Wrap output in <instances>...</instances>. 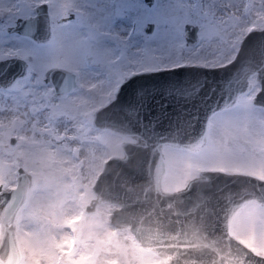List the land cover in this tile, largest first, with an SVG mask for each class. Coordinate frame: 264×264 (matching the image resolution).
Here are the masks:
<instances>
[{"label":"rangeland","instance_id":"1","mask_svg":"<svg viewBox=\"0 0 264 264\" xmlns=\"http://www.w3.org/2000/svg\"><path fill=\"white\" fill-rule=\"evenodd\" d=\"M38 1L0 0V58L27 62L24 75L0 88V186L14 185L18 166L30 177L14 222L16 264H164L129 229L110 224L108 202L85 210L103 161L120 155L119 142L129 138L96 127L92 111L133 72L229 60L244 32L264 25V0H45L48 41L6 30ZM146 21L153 22L149 32ZM184 22L197 26L194 43L184 39ZM53 66L73 71L78 87L53 92L44 80ZM251 80L236 105L209 117L198 150L162 146V188L182 187L203 168L264 177V108L251 101L258 88ZM230 232L264 255V205L245 202Z\"/></svg>","mask_w":264,"mask_h":264},{"label":"water","instance_id":"2","mask_svg":"<svg viewBox=\"0 0 264 264\" xmlns=\"http://www.w3.org/2000/svg\"><path fill=\"white\" fill-rule=\"evenodd\" d=\"M32 11L17 17L6 30L44 43L51 36L47 2H36ZM152 26L146 22L145 31ZM183 36L194 43L196 24L185 22ZM26 71L23 58H0V88H7ZM252 76L258 88L251 101L264 108V25L247 29L233 56L223 63H177L123 78L113 97L92 111V123L129 138L119 142L120 155L103 161L85 210L108 202L110 224L129 229L164 264H264V255L230 232L231 220L245 202L264 205V177L203 168L182 187L166 190L161 185L166 167L162 146L198 150L206 140L209 117L235 105L252 88ZM44 80L55 93L78 87L75 73L57 66L46 70ZM29 182V174L18 166L14 185L0 186L3 264H16L21 257L14 222Z\"/></svg>","mask_w":264,"mask_h":264},{"label":"flooded vegetation","instance_id":"3","mask_svg":"<svg viewBox=\"0 0 264 264\" xmlns=\"http://www.w3.org/2000/svg\"><path fill=\"white\" fill-rule=\"evenodd\" d=\"M146 22H148V21H146ZM152 22V21H151ZM153 23V22H152ZM185 23V22H184ZM184 25V24H183ZM153 27V26H152ZM151 31V30H150ZM182 34H183V29H182ZM242 37V36H241ZM241 39V38H240ZM240 41V40H239ZM239 43V42H238ZM237 46H238V44H237ZM237 48V47H236ZM236 50V49H235ZM235 52V51H234ZM244 94V93H243ZM242 95V94H241ZM240 95V96H241ZM227 109V108H226Z\"/></svg>","mask_w":264,"mask_h":264}]
</instances>
